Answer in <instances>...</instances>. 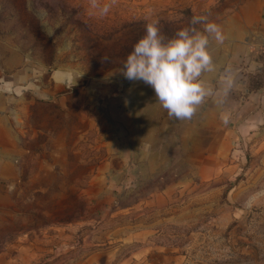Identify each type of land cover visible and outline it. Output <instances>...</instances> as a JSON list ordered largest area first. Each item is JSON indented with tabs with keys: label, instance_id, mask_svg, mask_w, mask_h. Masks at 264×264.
I'll return each instance as SVG.
<instances>
[{
	"label": "rangeland",
	"instance_id": "374dc122",
	"mask_svg": "<svg viewBox=\"0 0 264 264\" xmlns=\"http://www.w3.org/2000/svg\"><path fill=\"white\" fill-rule=\"evenodd\" d=\"M245 1L0 0V264H264V125L176 140L119 72Z\"/></svg>",
	"mask_w": 264,
	"mask_h": 264
},
{
	"label": "crops",
	"instance_id": "0c3cea01",
	"mask_svg": "<svg viewBox=\"0 0 264 264\" xmlns=\"http://www.w3.org/2000/svg\"><path fill=\"white\" fill-rule=\"evenodd\" d=\"M217 25L224 40L218 44L210 39L214 68L201 76L209 95L190 118H169L163 108L164 121L154 114V123L172 125L176 140L183 139L185 126L192 140L200 139L203 126H222L225 138L236 140L244 130L258 134L264 125V87L258 86L264 75V0H246Z\"/></svg>",
	"mask_w": 264,
	"mask_h": 264
},
{
	"label": "clouds",
	"instance_id": "9594fccd",
	"mask_svg": "<svg viewBox=\"0 0 264 264\" xmlns=\"http://www.w3.org/2000/svg\"><path fill=\"white\" fill-rule=\"evenodd\" d=\"M107 11V7L102 9ZM190 23L167 42L155 23L147 24L145 35L134 44L119 70L128 81L150 86L156 103L176 120L190 118L209 95L201 76L214 68L210 39L218 44L224 40L221 28L207 17L193 16ZM197 24L203 25V31L195 27Z\"/></svg>",
	"mask_w": 264,
	"mask_h": 264
}]
</instances>
